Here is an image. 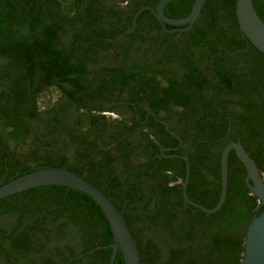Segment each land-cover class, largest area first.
I'll use <instances>...</instances> for the list:
<instances>
[{
  "label": "trees",
  "instance_id": "trees-1",
  "mask_svg": "<svg viewBox=\"0 0 264 264\" xmlns=\"http://www.w3.org/2000/svg\"><path fill=\"white\" fill-rule=\"evenodd\" d=\"M161 0H0V187L67 167L124 215L142 264H240L264 211L233 150L264 176V54L242 33L237 0H209L194 27L162 26ZM196 0L166 6L188 17ZM264 21V0H254ZM172 133H175L172 134ZM167 149H173L167 151ZM164 151V153H163ZM111 225L82 191L40 187L0 200V264H110ZM115 264H125L122 253Z\"/></svg>",
  "mask_w": 264,
  "mask_h": 264
},
{
  "label": "water",
  "instance_id": "water-1",
  "mask_svg": "<svg viewBox=\"0 0 264 264\" xmlns=\"http://www.w3.org/2000/svg\"><path fill=\"white\" fill-rule=\"evenodd\" d=\"M111 5H119L124 0H106ZM175 0H161L156 9L145 7L139 11L133 20V26L125 34L119 36L117 40L125 35L131 34L137 28L138 18L144 11H150L155 18L162 24L185 27L176 31H189L199 19L205 4L209 0H196L191 14L183 19L169 18L165 14L166 6ZM237 18L242 33L246 39L253 44L261 53L264 54V21L258 14L254 0H237ZM175 135V133H172ZM173 149H167L172 151ZM237 153L240 161L247 170V186L252 195L256 196L264 205V176L257 164L251 157L245 146L241 142L228 144L221 156L222 191L220 201L216 208H206L189 198L188 187L191 181V163L188 156L170 155L167 158H181L186 162V176L183 184V196L188 204L207 214H215L224 207L229 188V157L232 151ZM164 153V151H163ZM64 186L84 192L92 197L104 211L114 235V242L108 246L113 249L110 264H115L118 254L121 252L125 264H142V257L136 238L134 237L127 221L118 207L109 197L97 186L89 182L84 177L70 171L67 167H50L33 171L27 175L0 187V200L25 192L27 190L47 187ZM240 264H264V211L256 215L248 226L244 258Z\"/></svg>",
  "mask_w": 264,
  "mask_h": 264
},
{
  "label": "flooded vegetation",
  "instance_id": "flooded-vegetation-1",
  "mask_svg": "<svg viewBox=\"0 0 264 264\" xmlns=\"http://www.w3.org/2000/svg\"><path fill=\"white\" fill-rule=\"evenodd\" d=\"M133 26V25H132ZM133 33V32H132ZM247 179V176L245 177V180ZM247 183V182H246Z\"/></svg>",
  "mask_w": 264,
  "mask_h": 264
}]
</instances>
